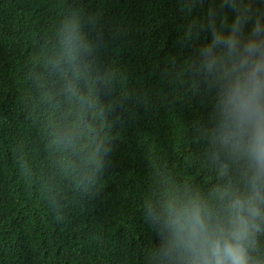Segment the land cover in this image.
Wrapping results in <instances>:
<instances>
[{
	"label": "trees",
	"instance_id": "1",
	"mask_svg": "<svg viewBox=\"0 0 264 264\" xmlns=\"http://www.w3.org/2000/svg\"><path fill=\"white\" fill-rule=\"evenodd\" d=\"M69 11L93 22L99 64L113 73L102 96L111 151L98 173L65 172L47 148L43 60ZM187 19L179 0H0V264H152L145 197L164 177L211 179L192 130L211 101L166 75L169 60L182 63L210 38L182 45Z\"/></svg>",
	"mask_w": 264,
	"mask_h": 264
},
{
	"label": "clouds",
	"instance_id": "2",
	"mask_svg": "<svg viewBox=\"0 0 264 264\" xmlns=\"http://www.w3.org/2000/svg\"><path fill=\"white\" fill-rule=\"evenodd\" d=\"M179 0L188 18L181 44L208 39L182 63L168 61L170 84L208 97L211 109L192 125L211 179L164 177L145 197L143 218L156 242L152 264H264V10L254 0ZM233 14L229 18L228 13ZM250 25V28L246 27ZM69 11L43 60L41 103L47 148L62 170L101 171L110 153L104 129L112 111L113 73L99 64L101 44Z\"/></svg>",
	"mask_w": 264,
	"mask_h": 264
}]
</instances>
